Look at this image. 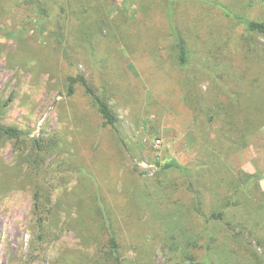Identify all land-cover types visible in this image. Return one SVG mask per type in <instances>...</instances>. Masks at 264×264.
<instances>
[{"label": "rangeland", "instance_id": "1", "mask_svg": "<svg viewBox=\"0 0 264 264\" xmlns=\"http://www.w3.org/2000/svg\"><path fill=\"white\" fill-rule=\"evenodd\" d=\"M215 4L264 20L259 0H172L173 27L166 0H0V123L25 134L0 139V264H115V255L169 264L167 216L180 202L189 208L198 196L211 213L241 185L251 205H264V119L236 135L227 123L238 112L229 93L248 100L264 59ZM254 39L263 47L264 35ZM80 74L114 125L79 83L67 94ZM173 160L183 168L162 169ZM245 173L262 176L248 189ZM246 205L211 225L237 253L244 241L262 255L264 221L249 220ZM232 218L248 229L234 236ZM186 223L205 226L199 216Z\"/></svg>", "mask_w": 264, "mask_h": 264}, {"label": "trees", "instance_id": "2", "mask_svg": "<svg viewBox=\"0 0 264 264\" xmlns=\"http://www.w3.org/2000/svg\"><path fill=\"white\" fill-rule=\"evenodd\" d=\"M166 1L167 15L170 19V24L173 27L172 0ZM263 2L264 0H259V3ZM216 6H218V8L226 17H230L231 19H234L245 26L246 32L250 36L248 42L250 43V41H254L256 43V46H252L248 43V51L251 50L252 52H257L259 55L263 56L264 59V45L261 47V45L254 39L256 35H264V20L258 18H247L242 14L233 12L223 4H217ZM175 39L179 49V63L183 65L187 60L184 41L179 39V37L176 35ZM260 82L261 85L256 90V92H254L249 85L248 92H250V94L248 100L244 97V91H232L229 93L232 94L230 95V99L233 102L232 104L235 106L233 107L235 112L238 110L237 115L235 116L232 114V119L227 122L230 126L229 133L231 135H236L238 132H242V130L253 128L255 127L254 121L264 119V89H262L264 80L260 79ZM76 83H79L84 88L86 94H88L93 99L98 112L103 118L104 125H114L117 121V116L112 112L107 101H105L95 92L94 88L88 83L85 76L81 74L77 75L76 77L70 76L67 94L71 95L74 93V84ZM24 135V132L15 126H7L0 123V139L6 137L10 139L13 138L18 141L21 140V137ZM37 146L39 149H41V147L47 145H43V143L41 144L37 141ZM212 150L213 149H210V151ZM212 157L215 158V160H212L215 162V164L223 165L221 164L222 157L220 154L215 153ZM171 167H175L177 169L183 168L180 164L173 160L165 163L162 166V169H168ZM218 171L220 170L218 169ZM261 176L262 175L259 174L245 173L240 175L241 179L239 181H245L244 178L247 179L249 182L247 184V188L251 189V185L255 182L257 183ZM224 177L226 176H223L222 178ZM222 182L224 181L222 180ZM217 186H219L218 183ZM232 188L234 191L233 195H225L223 197L222 200L224 204L220 210L212 211L211 213H205L203 211L201 200L198 196H195V204L193 206L191 205V207L187 208L188 206H184V204L180 202L182 208H178L179 210L174 215L167 216V230L165 231L168 234V238H166L164 241L163 248L165 251H167V253L170 254V258L168 259L170 261L169 264H212L213 258L220 264H264V253L262 255L259 254V252H257L254 247L252 250H250L247 247L246 242L243 241V244H241L243 253L240 254L237 253L235 248H232L230 244L226 242V240H224V243H221L216 238L217 231L213 230L211 221L216 223L215 225L220 223L222 224L227 210L233 209L239 205H246L243 202H247L246 207L248 209L247 216L249 220H252L253 223H261L264 221L262 219V216L264 215V205H251L250 199H246L242 194L241 185L238 187L232 186ZM246 207L245 209L243 207V209L246 210ZM193 216H199L204 219L205 226L202 227V229H195L192 226H185L184 224L180 226L178 224L184 221L185 223L188 221L186 224H189V219ZM225 225L227 226V230L234 234V236L237 233L240 235V233H243L248 229L247 222L244 219L235 220L232 218L231 220H228ZM236 227L239 228L238 231H235ZM109 242L111 249L108 252H111V254L116 253L114 250L118 248V243L115 235H113L112 232H109ZM257 244L263 243L257 238ZM111 260L117 264H121L119 258L116 255L111 257Z\"/></svg>", "mask_w": 264, "mask_h": 264}]
</instances>
